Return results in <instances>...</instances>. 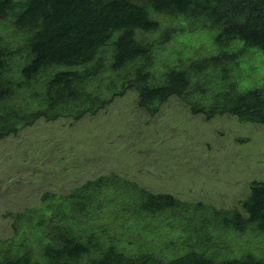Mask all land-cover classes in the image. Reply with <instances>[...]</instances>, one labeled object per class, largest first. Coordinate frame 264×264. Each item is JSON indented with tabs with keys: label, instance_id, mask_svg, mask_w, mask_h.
I'll return each instance as SVG.
<instances>
[{
	"label": "trees",
	"instance_id": "16d2710c",
	"mask_svg": "<svg viewBox=\"0 0 264 264\" xmlns=\"http://www.w3.org/2000/svg\"><path fill=\"white\" fill-rule=\"evenodd\" d=\"M249 55L264 60V0H0V140L40 118L94 115L128 90L149 114L177 97L205 120L264 126V79L237 80L248 81ZM239 205L182 201L111 172L10 213L0 264H264L215 242L264 235V181Z\"/></svg>",
	"mask_w": 264,
	"mask_h": 264
},
{
	"label": "rangeland",
	"instance_id": "374dc122",
	"mask_svg": "<svg viewBox=\"0 0 264 264\" xmlns=\"http://www.w3.org/2000/svg\"><path fill=\"white\" fill-rule=\"evenodd\" d=\"M249 57L241 66L248 83L237 79L242 89L258 87L264 79V60ZM111 172L182 201L240 208L249 182L264 181V126L230 115L205 120L190 114L177 97L149 114L136 105L133 90L77 121L40 118L0 140V240L12 235L10 213L37 207L46 192L66 194ZM235 236L241 240L215 238L223 254L264 253V235Z\"/></svg>",
	"mask_w": 264,
	"mask_h": 264
}]
</instances>
